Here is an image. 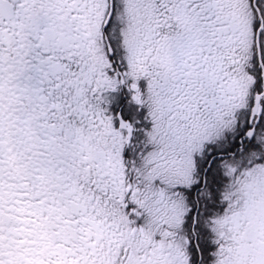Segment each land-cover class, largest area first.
Wrapping results in <instances>:
<instances>
[{
  "label": "snow or ice",
  "instance_id": "6c2138e0",
  "mask_svg": "<svg viewBox=\"0 0 264 264\" xmlns=\"http://www.w3.org/2000/svg\"><path fill=\"white\" fill-rule=\"evenodd\" d=\"M0 264H264V0H0Z\"/></svg>",
  "mask_w": 264,
  "mask_h": 264
}]
</instances>
